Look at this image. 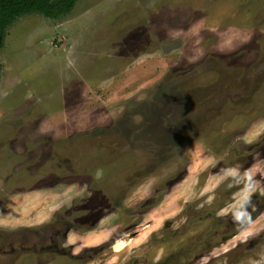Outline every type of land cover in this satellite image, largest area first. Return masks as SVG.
I'll return each instance as SVG.
<instances>
[{"label":"rangeland","instance_id":"1","mask_svg":"<svg viewBox=\"0 0 264 264\" xmlns=\"http://www.w3.org/2000/svg\"><path fill=\"white\" fill-rule=\"evenodd\" d=\"M0 103L14 127L41 126L32 152L0 149V198L37 206L0 238L59 248L3 264H258L264 0L20 16L0 47Z\"/></svg>","mask_w":264,"mask_h":264},{"label":"crops","instance_id":"2","mask_svg":"<svg viewBox=\"0 0 264 264\" xmlns=\"http://www.w3.org/2000/svg\"><path fill=\"white\" fill-rule=\"evenodd\" d=\"M1 102H3L2 99ZM15 104H18V102L16 101ZM1 109L2 110H0V149H2V147L5 145L14 143L17 139H23L25 146L24 151L32 152L33 150L30 149H33L32 147L37 145L36 144L37 141H35V137L38 131L41 134V126L35 128H30L27 126L24 127L23 129L22 127L21 128L14 127V124L16 122L15 120H17L20 117H15L12 111H7V109L4 110L2 106ZM26 114L28 115V112H26ZM41 142L42 141L40 140L38 143ZM21 195L22 194L20 193H15L14 195L11 194L8 197V200L6 199L3 200V197L0 198V226H8L10 228H13L14 226L18 225L22 220H25L26 218L36 217L37 210L35 212V209L37 208V206L35 204L31 205L30 201L28 200L22 201ZM25 198L28 199L27 197ZM12 199L15 201L14 203ZM23 202L24 205H22ZM19 211H23L22 216L17 217L16 213Z\"/></svg>","mask_w":264,"mask_h":264},{"label":"trees","instance_id":"3","mask_svg":"<svg viewBox=\"0 0 264 264\" xmlns=\"http://www.w3.org/2000/svg\"><path fill=\"white\" fill-rule=\"evenodd\" d=\"M77 0H0V47L8 26L26 14H41L57 18L68 14Z\"/></svg>","mask_w":264,"mask_h":264},{"label":"flooded vegetation","instance_id":"4","mask_svg":"<svg viewBox=\"0 0 264 264\" xmlns=\"http://www.w3.org/2000/svg\"><path fill=\"white\" fill-rule=\"evenodd\" d=\"M252 221H249L239 231L241 233H243L244 230H246V227L248 225H250L252 223ZM35 233L37 234L39 232H35ZM17 235H22V233L21 232H17ZM235 236H237L236 233H234L233 235H231V237H229V238H232L233 239V237H235ZM257 236L258 237H260V236L261 237H264V234L259 233ZM229 238H226L224 240V242H226ZM3 239L4 238H0V264H3L5 262L3 257L7 256L6 254L12 256L16 252H19V251L20 252L32 251V252L42 253V256L41 257H44L45 260H48V256L46 255V252H50L51 249L59 250L56 241L51 242V240H50L51 243L48 244V245H44L45 243H42L43 245L38 246V245H34V243L24 245V241H18L17 244H13V240H11V239H8V240L6 239V242L4 243V240ZM255 242H256V244L254 243V251L253 252L254 253L260 252L261 253L262 251H264V238H257L255 240ZM261 247H263V249ZM61 251L65 252L66 250L65 249H63V250L61 249ZM259 254L258 255H255L253 257V260L256 261L258 264H264V257L261 256V255H259ZM245 258H246V256L245 255H242L240 257L239 263L240 264H243ZM38 262H39V260L37 261V263Z\"/></svg>","mask_w":264,"mask_h":264}]
</instances>
